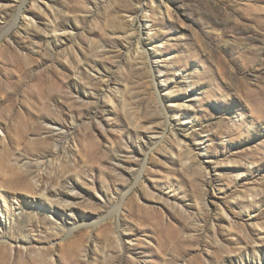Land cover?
Listing matches in <instances>:
<instances>
[{
  "label": "rangeland",
  "instance_id": "rangeland-1",
  "mask_svg": "<svg viewBox=\"0 0 264 264\" xmlns=\"http://www.w3.org/2000/svg\"><path fill=\"white\" fill-rule=\"evenodd\" d=\"M0 264H264V0H0Z\"/></svg>",
  "mask_w": 264,
  "mask_h": 264
},
{
  "label": "bare ground",
  "instance_id": "bare-ground-1",
  "mask_svg": "<svg viewBox=\"0 0 264 264\" xmlns=\"http://www.w3.org/2000/svg\"><path fill=\"white\" fill-rule=\"evenodd\" d=\"M48 7V6H47ZM160 7V6H159ZM45 11H46V14L49 16V17H51L52 19H53V17H54V14H53V12L51 11V10H46V9H44ZM24 18V17H23ZM35 25V24H34ZM57 25V24H56ZM32 26H33V23H32ZM54 27V26H53ZM53 30V29H52ZM109 97V96H108ZM50 123V122H49ZM52 124H55V123H52ZM173 136V135H172ZM175 138V137H174ZM178 141V140H177ZM64 148H66L65 146H63V149ZM181 149V148H180ZM187 153L189 154L190 153V151L188 150L187 151ZM57 194H60V192L59 191H57L56 192ZM42 195H44L43 193H42ZM64 200L65 199H70L71 197L69 196V195H65L64 197ZM50 213L52 214V215H58L59 214V212L57 211V210H55V209H53V210H51L50 211ZM60 215V214H59Z\"/></svg>",
  "mask_w": 264,
  "mask_h": 264
}]
</instances>
